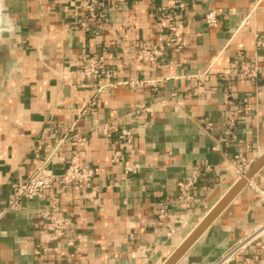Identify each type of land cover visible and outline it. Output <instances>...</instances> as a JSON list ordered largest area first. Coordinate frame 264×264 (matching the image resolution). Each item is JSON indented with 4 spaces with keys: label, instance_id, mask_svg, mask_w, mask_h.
<instances>
[{
    "label": "crops",
    "instance_id": "1",
    "mask_svg": "<svg viewBox=\"0 0 264 264\" xmlns=\"http://www.w3.org/2000/svg\"><path fill=\"white\" fill-rule=\"evenodd\" d=\"M86 1L0 0V23L6 22L0 28V264H165L238 180L231 164L264 153V44L253 43L254 34L264 35V0H190L183 12L171 10L181 47L139 70L131 64L137 47L160 45L167 20L159 19L157 8L170 7L172 0H108L104 17L88 30L79 26ZM208 8L219 15L215 29L204 23ZM103 50L117 80L149 83L104 87L100 103L82 113L97 83L80 69ZM237 57H256L262 70L256 78L230 82L234 105L248 102L228 130V83L219 75L234 70ZM203 72L200 80L189 78ZM177 101L182 105L174 109ZM141 102L156 106L130 119L127 114ZM105 120L132 128V145L115 134L105 137L96 128ZM73 122L57 167L62 170L76 151L94 170L96 197L88 202L82 187H63L57 203L81 239L77 247L53 242L59 250L42 253L36 213L53 198L47 194L8 209V194L49 153L51 128ZM134 164L136 171L124 173ZM193 170L199 171L197 181L180 201L177 183ZM251 181L264 187V163ZM253 199L245 185L172 264H214L264 225V205ZM254 251L264 256L251 246L230 264Z\"/></svg>",
    "mask_w": 264,
    "mask_h": 264
},
{
    "label": "built area",
    "instance_id": "2",
    "mask_svg": "<svg viewBox=\"0 0 264 264\" xmlns=\"http://www.w3.org/2000/svg\"><path fill=\"white\" fill-rule=\"evenodd\" d=\"M108 0H88L81 7V13L85 16V22L80 23L82 29L88 30L90 25H93L95 20L104 17L102 11L103 6ZM114 3L123 2L125 0H110ZM190 0H172V5L168 8H157V12L160 14L159 19L167 20V25L161 28V34L159 40L161 41L159 46L147 47L140 45L137 47L134 60L131 62L136 70H139L142 63L152 62L157 60L168 49L180 48L181 45L177 40V27L175 25L176 18L171 15V10L177 13L183 12ZM204 23L208 28L215 29L219 25V15L213 8H208L203 16ZM254 46L259 47L264 44V35L254 34L253 40ZM235 69L222 73L219 75V79L228 83V105L230 114L227 116L226 126L228 130H231L235 125V117L241 113L242 109L247 106L248 99L243 98L241 103L236 106L230 99V89L232 88L230 82L236 77H242L244 79L256 78L262 70L256 57L252 62L244 60L242 58L234 59ZM84 78L96 81L97 86L93 95L86 101L82 113H86L96 107L100 101L101 96L104 93L102 88H114L117 85H129L135 86L142 83H149V81L141 80H117V70L112 68L107 60V51L103 50L97 55L88 57L86 63L80 69ZM205 72L200 74L190 75L191 79H202ZM182 105L181 101L172 102L174 109H179ZM156 103H136L131 112L127 114L130 119L139 117L140 115L153 112ZM73 122L69 127L60 128L53 126L50 131L51 147L49 153L44 156L35 165L31 173L26 179L14 185L7 199L8 209L21 208V202L31 199H44L45 195H50L53 198V202L50 205H42V207L36 213V225L39 228L38 243L37 246L42 253L49 251L57 252L59 246L51 245L53 242L63 241L66 247H77L78 241L81 239V235L77 234L68 217L64 213V208L57 202L56 195H61L63 187L71 184L78 185L86 190L85 198L88 202H93L96 197V189L93 185L94 170L88 164H83L79 160V156L76 151H73L68 162L62 170H58L57 155L68 134L73 131ZM96 128L101 131L105 137H110L115 134L116 137L124 144L131 146L134 138V131L130 127L116 128L115 120H105L97 123ZM78 141H84V135H76ZM35 157H39L38 147L33 151ZM254 163L253 160H242L239 165L231 164L232 173L238 178H243L246 171ZM137 169V165H130L125 168L124 173L134 172ZM199 175V171L193 170L189 177L178 181L177 186L179 194L178 200L185 199V194L196 183ZM245 185L251 187L254 191V203L257 205H264V187L253 183L251 177L246 180ZM54 189V190H53ZM168 201H164L158 210V221L161 223L165 217V210ZM132 233L130 234V236ZM253 246L260 252L264 253V225L255 229L251 233L247 234L237 243H235L230 249H228L222 257L214 264H230L235 257L245 251L248 247ZM146 248L145 251H148ZM71 256V254H69ZM239 264H264V256L259 255L254 251L250 255H246Z\"/></svg>",
    "mask_w": 264,
    "mask_h": 264
},
{
    "label": "water",
    "instance_id": "3",
    "mask_svg": "<svg viewBox=\"0 0 264 264\" xmlns=\"http://www.w3.org/2000/svg\"><path fill=\"white\" fill-rule=\"evenodd\" d=\"M264 163V153L257 158L251 167L246 171L243 178H240L231 187V189L222 197L217 205L208 213V215L201 221L197 228L191 235L177 248L172 256L165 262V264H172L186 249V247L200 234V232L211 222V220L219 213L222 207L238 192L246 183V180L257 171V169Z\"/></svg>",
    "mask_w": 264,
    "mask_h": 264
},
{
    "label": "bare ground",
    "instance_id": "4",
    "mask_svg": "<svg viewBox=\"0 0 264 264\" xmlns=\"http://www.w3.org/2000/svg\"><path fill=\"white\" fill-rule=\"evenodd\" d=\"M0 24H2V25H0V28H1V27H4L6 25V22L0 23Z\"/></svg>",
    "mask_w": 264,
    "mask_h": 264
}]
</instances>
